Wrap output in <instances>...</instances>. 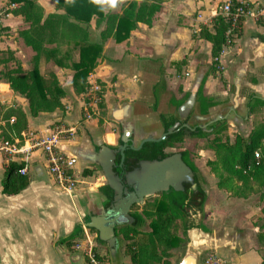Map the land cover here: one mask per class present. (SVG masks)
Segmentation results:
<instances>
[{"label": "crops", "instance_id": "0c3cea01", "mask_svg": "<svg viewBox=\"0 0 264 264\" xmlns=\"http://www.w3.org/2000/svg\"><path fill=\"white\" fill-rule=\"evenodd\" d=\"M8 1L0 0V24L8 28L0 31V50L10 49L21 62L23 69L29 70L32 67L31 57L34 52L18 35V31L28 28V25L21 16L2 14ZM36 1L43 6L46 14L56 11L54 0ZM131 1L127 2L120 11H112L121 13ZM221 1L156 0L161 4V9L156 13L152 24L139 22L128 39L117 42L114 38H109L104 43L102 54L88 77V83L98 85L99 88L100 83L103 84L106 106L109 105L108 93L111 95L109 88H114V97L118 104L128 102L140 109H150L154 105V87L161 73L172 69L176 78L182 76L180 91H183L184 97L191 89L189 88L190 79L204 70L205 75L208 72L204 67L197 70L196 63L212 64L211 43L200 36V29L202 26H208L210 30H213L211 21L218 14ZM223 1L225 3L228 0ZM237 1L250 7L242 24V34L235 39V44L243 43L240 51L242 58L234 66L231 76L233 84L237 71L246 62L242 88L244 106L248 98L244 90L264 98V54H257L262 48L261 42L264 43V25L258 23L259 19L264 20V0ZM100 5L105 13L109 11L104 9L103 0H100ZM12 6L15 7L16 4ZM96 20L97 17H94L89 27L90 40L93 42L99 40L100 31L104 27V23L97 26ZM10 32L12 35L7 34ZM228 47L224 48V54ZM223 53L219 58L220 65L223 64ZM3 56L0 54V58ZM202 56L203 60L200 59ZM184 58L188 60L187 65L178 67ZM7 65L11 66L12 63L9 62ZM4 67L5 64L0 63V141L17 140L20 142L19 146H24L26 151L12 156L0 152V264H86L83 253L75 245L78 243L85 245L87 243L85 236L89 237L93 234L90 233L91 230L85 228L84 222L88 220L90 209L97 204L96 194L102 187L98 188L101 181L82 174L86 180L85 185L81 186L76 181V186L71 189L58 186L46 174L47 161L44 153L38 149L28 150V148L37 138L48 137L58 126L74 127L76 130L72 139L62 143V146L71 153L74 148L88 141L87 138L97 139L99 135L107 144H113L116 140L115 133L99 131L100 128L104 130L110 125L106 123L107 119H104L100 126V119H96L89 113L98 106L80 97L86 93L87 89L80 95L75 93L72 85L75 71L71 67L59 66L52 62L45 63L42 60V72L51 71L57 75L65 96L62 98V107L52 112H40L37 115L31 114L28 100L20 93L13 91L2 77L1 72ZM47 68L49 70H46ZM127 74L130 77L127 78ZM210 76L215 78L218 74L207 77ZM67 78L68 80L65 81ZM223 78L230 81L229 74L227 77V69L224 70ZM209 95L216 97L213 94ZM183 97H176L175 100H182ZM215 101L219 100L215 99ZM19 108L27 118V130L23 133L22 139L12 134L8 128L15 121L14 111ZM249 114L254 116L251 112ZM141 116L144 117L143 114ZM237 119V124H241L239 117ZM85 123L86 135L83 134L81 137L78 130ZM4 130L9 132V139H4L2 136ZM108 138H112V141ZM11 163L21 164L22 167L28 166V172L23 175L28 183L19 192L9 194L4 190V181ZM84 167L89 168L85 163H80L77 166L76 175L81 176L80 172ZM232 199L234 198L229 197L220 205H228ZM247 202L245 200L243 204L245 209L250 207ZM220 218L221 228L216 235L200 230H194L192 233L193 250L200 259L198 264H201L204 257L210 253L224 256L231 264H262L264 244H257L256 234L251 232V229L257 230L254 223L257 218H253L252 213H244L242 217L236 211ZM238 221L245 222L246 227L242 231L238 230ZM79 227H82L83 232L71 238ZM100 255L105 254L100 253ZM184 256L185 254L180 256L177 264H181ZM129 262L128 256L124 264Z\"/></svg>", "mask_w": 264, "mask_h": 264}, {"label": "trees", "instance_id": "16d2710c", "mask_svg": "<svg viewBox=\"0 0 264 264\" xmlns=\"http://www.w3.org/2000/svg\"><path fill=\"white\" fill-rule=\"evenodd\" d=\"M54 2L56 11L48 14L36 0H9L2 12L3 15L21 16L28 25V28L18 31V35L34 52L31 57L32 67L24 70L21 62L10 49L0 50V54L4 55L0 58V63L5 64L1 72L2 77L13 91L20 93L28 100L32 115L52 112L62 107V98L65 96L57 75L51 71L42 72V60L45 63L52 62L59 66L71 67L75 71L72 85L75 93L80 95L89 85L88 77L97 65L104 43L109 38H114L117 42L128 39L139 22L152 24L156 13L161 9V4L156 0H132L121 13L113 11L105 13L100 0H54ZM13 4L16 6H12ZM231 4L232 11H235L237 7H243L246 11L250 8L249 5L241 4L237 0H231ZM94 17H97V26L104 23L97 42L90 40L89 27ZM244 18L239 17L236 26L232 28V20L218 13L211 21L213 30H210L208 26H202L200 29V36L211 43L212 55L210 71L203 79L197 98L198 111L202 115L208 114L218 106V102L212 96L204 95L202 89L208 75L217 76V67L220 66L219 58L224 48L234 45L235 39L241 36ZM258 23L264 25V20L259 19ZM231 28L232 31L229 32ZM6 29L8 28L0 24V31ZM7 53H11V56H6ZM9 62L13 63V66H7ZM187 63V58H184L178 67ZM100 86L101 99L98 107L106 108L103 97L105 88L102 83ZM188 94L186 93L182 100L176 101L177 107ZM245 106L255 115L264 107V99L252 93L248 96ZM14 113L15 121L8 128L12 134L22 139L23 133L27 130L26 114L20 108ZM169 118L172 124L176 115H170ZM227 121L218 122L219 129L225 131ZM197 135L203 136L204 133L199 130ZM2 136L4 139L10 138L9 132L5 130ZM182 139L183 132L178 130L171 134L167 141L172 145L173 142H181ZM167 141L146 143L143 150L155 153L161 150ZM212 149L216 158L210 159L207 163L211 168L210 171L216 176L217 187L227 192L229 196H243L242 184H239V180L251 179L262 185L261 200L264 203V121H254L247 138L241 134L236 135L233 140L227 136L215 137ZM183 155L187 160V153L184 152ZM190 166L195 169L193 163H190ZM21 168L22 165L16 163L8 166V174L4 181L6 193H17L27 185L28 180L22 174L20 175ZM90 174V169H85L83 172L84 176ZM100 191L108 199L112 197L113 191L108 185L102 186ZM188 201L189 198L185 193L171 189L155 199L153 203L149 202L152 209L146 208L142 213H133L136 219L133 225H122L115 229L116 234H120L126 242L125 250L130 257L128 264H169L167 257L170 255V250L175 248L181 240L178 231L183 229L184 232H188L195 227L194 223L185 219ZM147 217L151 218L150 229L141 231L139 227ZM198 227L206 231L204 224ZM90 230L97 232L95 229ZM82 232V227H79L71 238L77 237ZM97 242L100 245L106 244L98 236ZM103 257L97 254L100 260H103Z\"/></svg>", "mask_w": 264, "mask_h": 264}, {"label": "rangeland", "instance_id": "374dc122", "mask_svg": "<svg viewBox=\"0 0 264 264\" xmlns=\"http://www.w3.org/2000/svg\"><path fill=\"white\" fill-rule=\"evenodd\" d=\"M48 2L50 0H47ZM131 0H103L104 9L106 8L109 11L112 10H121V8ZM224 5V1L222 0L219 7L218 12L221 11L222 6ZM250 33V32H248ZM7 34H11L7 33ZM12 35V34H11ZM250 35V34H249ZM243 43H236L235 46H229L226 48L225 54L223 53V64L218 66V77H207L206 82L204 83V87L202 89V92L206 96H210L209 94H213L216 97H213L214 99H217L218 106H216L213 110L218 112L221 107H223L225 104L231 103V99L233 96V84L231 81V76L234 70V66L238 64L241 61L242 53L240 52L242 49ZM6 56H11V53H7ZM200 59H204L202 56ZM199 61V60H198ZM8 66V65H7ZM13 66V63L12 65ZM211 65H206V63L201 64L196 63V69L200 70L201 68H206V70L210 71ZM172 68H176L175 66ZM227 69V77L228 74L230 76V81H226L223 78L224 70ZM46 70H49L47 68ZM64 71V70H62ZM61 71V72H62ZM206 72V74L208 73ZM66 74L67 72H63ZM165 73V74H164ZM127 78L130 77L126 76ZM174 70L170 69V71L164 70L161 73V77L154 87V105L150 109H142V114L144 117L151 118L150 120L156 121L159 120L162 116H170L176 113V100L175 98L183 97L182 93L183 91H180V86L182 85V76L180 78H174ZM196 77H192L190 79V85L189 88H191L192 84L194 83ZM228 80V78H226ZM68 78L65 80L67 81ZM67 86V85H66ZM87 89H91V85L89 84L87 86ZM111 90V95L108 93L109 101L108 106L106 108H97L94 107L92 110L89 111L91 116L95 117L96 119H100V126L104 122V119H107L111 123V126L106 127L104 130L101 128L99 131L105 132V131H114L116 127V122L110 119V114L112 107L117 105L118 102L116 98L114 97L115 90L114 88H109ZM101 90V86L99 89L95 91H90L89 95L87 93H84L82 96H80L83 100L86 102H91L95 99H97V106L98 102L101 99V96L99 95V92ZM188 97V96H187ZM225 98V99H223ZM223 99V100H222ZM242 108L237 111V116L241 120V124H237L233 120H228L226 125V130L219 129V125L215 128L212 132H205L203 136H194V135H188L186 134L183 138V141L178 144H174L173 149L174 151L180 152L184 151L187 153L188 158L190 161L194 164L196 168V172L198 175L199 184L201 187V191L203 192V206L199 208V214L198 218L195 220H188L190 223H194L195 225H203L206 227L207 233H214L215 235L219 232L221 228V218L222 216L226 215L227 213L234 212L238 213L239 216L244 217V213H252L253 218H257V220L254 221L257 230L254 231L251 229V232L256 234L255 240L257 241V244H264V203L261 200V194L263 187L260 183L255 182L251 179L247 180H239V184H242V194L243 196H229L227 192L217 188L216 182L217 179L216 176L210 171V166L208 165V161L210 159H215V152L212 149V142L215 139V137L220 136L225 138L226 136L229 137L231 140L234 139V137L238 134L243 135L245 138L248 137L250 130L252 129V122L254 121H264V108L260 109L259 113L255 114L254 116L247 113L246 106L242 104ZM196 110L198 111V102L196 106ZM246 116V122L243 121V117ZM252 120V122H251ZM240 122V121H239ZM86 123L83 124L78 130V134L83 137V134L86 135ZM88 141H90V138H87ZM110 141H112V138H108ZM87 167H84V169L80 172L81 176L77 175V182L81 186L85 185L86 180H84V176H82L85 169H90L91 174L90 177L93 178V180L99 179L101 183L99 186H105L106 181L104 179L103 173L101 169L98 166H95L92 163H85ZM220 165V163H219ZM87 177V176H86ZM98 186V187H99ZM232 197V201L228 203V205L223 204L220 205L225 199ZM159 196L152 197L150 199L145 200V203L142 204H136L133 208L134 212L142 213L144 209H152V206H149L150 203H153L155 199H158ZM247 200V204L249 209H245L244 201ZM150 202V203H149ZM149 217L145 218L144 223L139 227L141 231H147L149 230ZM245 222H239L237 224L238 230L242 231L243 228H245ZM181 226H184L183 223H180ZM249 228V227H248ZM202 229V228H201ZM89 237L85 238L89 241H92V244L94 245L95 252L100 255V253H104V259L102 260L104 264H124L125 259L128 257L126 250H125V240L122 238V236L119 234L120 238V248L119 253L114 261L111 253L109 251V248L107 244H103L100 246V244L95 240L97 237V234L93 231H91ZM178 235L180 236L181 240L178 242V245L170 250V255L167 257L169 260V264H177V261L179 260L180 256L185 254L186 250L188 249L191 239L188 232H184L183 229H180L178 231ZM95 237V238H94ZM96 242H95V241ZM200 262V259H199Z\"/></svg>", "mask_w": 264, "mask_h": 264}, {"label": "water", "instance_id": "95a60500", "mask_svg": "<svg viewBox=\"0 0 264 264\" xmlns=\"http://www.w3.org/2000/svg\"><path fill=\"white\" fill-rule=\"evenodd\" d=\"M261 50L257 54H264V43L261 42ZM246 62H244L237 71L233 81V96L231 103L225 104L217 112L210 111L206 115L196 112L198 93L205 77V70L199 72L196 76L188 97L177 107V122L168 128V131L159 137H156V121L151 118L142 117V108L133 106L128 102L117 104L112 107L110 119L118 122L123 127L121 135L122 145L113 148L101 138H94L85 141L72 151L81 163H94L98 165L103 173L106 185L113 191L112 201L101 191L96 194L97 204L89 211L88 220L84 222L87 229H95L98 238L105 242L109 248L111 256L115 261L120 248V238L116 234V228L122 225H133L136 219L131 214V209L136 204L145 203V200L166 192L169 189L176 191H185L188 186L196 187L195 173L190 166L182 159V154L176 152L163 160H130L123 176L118 167L123 166L125 160V149L132 132L138 136L141 148L144 143L157 142L165 139L168 135L176 132L179 121L187 118L189 115L194 123L209 121L210 123L220 120H233L236 122L237 111L242 107V88L244 86V73L246 71ZM260 97V96H259ZM262 98V97H261ZM264 99V98H263ZM190 127L189 124H186ZM203 125V124H202ZM96 141V147L92 142ZM132 147L137 139L131 140ZM120 153L121 160L118 164L117 154ZM47 174V172H46ZM124 183L131 187L124 188ZM99 186V185H98ZM101 186V185H100ZM99 188V187H98ZM194 230L204 231L198 225L189 229L191 243L186 250L181 264H198V254L194 252L192 233ZM205 232V231H204Z\"/></svg>", "mask_w": 264, "mask_h": 264}, {"label": "built area", "instance_id": "2783aa9c", "mask_svg": "<svg viewBox=\"0 0 264 264\" xmlns=\"http://www.w3.org/2000/svg\"><path fill=\"white\" fill-rule=\"evenodd\" d=\"M225 16L227 19L232 20V28L236 26L239 17H246L249 10H244L243 7H237L232 11L231 1L228 0L224 3L221 11L218 12ZM232 28L229 32L232 31ZM99 89L98 85H91V89L86 91L89 95L90 91ZM97 104V99L91 101ZM76 134L74 127L58 126L54 132L45 138H37L28 150L38 149L46 156L47 161V174L51 177L54 183L66 189H71L76 186L77 181V166L80 161L77 156L67 151L62 143L68 139H72ZM19 141L15 140H2L0 141V152L12 156L18 152L26 151L24 146H19ZM28 172V166L25 165L20 169V174L25 175ZM75 247L84 255L86 264H104L102 260L97 258L94 245L92 241L87 240L85 245L80 243ZM201 264H231L224 256L217 253H210L204 257Z\"/></svg>", "mask_w": 264, "mask_h": 264}, {"label": "flooded vegetation", "instance_id": "af4514ba", "mask_svg": "<svg viewBox=\"0 0 264 264\" xmlns=\"http://www.w3.org/2000/svg\"><path fill=\"white\" fill-rule=\"evenodd\" d=\"M244 94L246 96H249L250 95L249 92H248V90H244ZM247 111H248L247 113L251 112L249 108H247ZM196 112L199 113V111H197V110H196ZM246 118L247 117L244 116L243 117V120L246 121ZM177 120L178 119L176 117V119L171 124V119L169 118V116H162V117H160L159 120H157L156 125H155L156 128L158 129L157 130L158 133L156 134V137H159L162 134L166 133L168 131V128L170 126L174 125L175 122H177ZM220 121H223V120H220ZM220 121L213 122V123H210L209 121H205L203 123H201V122L200 123L199 122L194 123L192 121V119H191V116L189 115L187 118L183 119L182 121H179L180 123H179V126H178V128L176 130L177 131L178 130H182V132H183V138H184V136L186 134L198 136L197 134H198L199 130H202L203 133L214 131L215 128L219 125L218 122H220ZM106 123L111 126V123L109 121H106ZM186 124H189L190 127H188ZM113 132L115 133V136H116L115 143L108 144V145H110L113 148H118L119 146L122 145V141H121V135L123 133V127H122V125L120 123L116 122V127H115V130ZM170 135H168L165 139H163L161 141H157V142H147V143H162L163 141H167L168 140V137ZM137 137L138 136H136V134H134V132H132L131 135H130V140L128 141L127 146H126V149H125V160H124L123 166H121V167L119 166L118 167L119 171L122 173L121 174L122 176H123L124 171H126V169L128 167V164H130V165L132 164V163H130V160H140V159L163 160L164 158H166V157H168V156H170V155H172V154H174V153L177 152V151H174V149H173V147H174L173 145L174 144H178V143H181L183 141V139H182L181 142H173L172 145H170L171 143L167 141V144L161 150H158L157 152L153 153V152H148V151H144L143 150V147H144V145L146 143H144L141 148H138V146L140 144V141H138V138ZM135 138L137 139V142L132 147L131 140H133ZM92 145L97 150L96 141L95 140L92 142ZM180 153L182 154V159L186 162V164L188 166H190V163H192V162L188 158V155H187V160H186L184 158V155H183L184 154V151H180ZM120 160H121V155H120V153H118L117 154L118 164L120 163ZM92 164H94V163H92ZM94 165L95 166H98L96 164H94ZM190 167H191V169L195 173L196 187L188 186L185 189V191H179V192L185 193L188 196V198H189V201L187 202L188 207H186L185 219L186 220H195V219L198 218L199 208H201L203 206V198L204 197H203V192L201 191V187H200V184H199V180H198V175H197V172H196V168L194 169V168H192V166H190ZM123 180H124V176H123ZM124 188H128L129 191L132 190V188L131 187H128L125 183H124ZM170 190L171 189H169L166 192H169ZM163 193L158 194V196L160 197ZM112 196H113V194H112ZM109 200L112 201V197ZM134 206L131 209V214L135 213L133 211ZM95 233L97 234V232H95ZM95 240H97V237L95 238Z\"/></svg>", "mask_w": 264, "mask_h": 264}]
</instances>
